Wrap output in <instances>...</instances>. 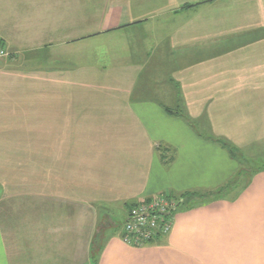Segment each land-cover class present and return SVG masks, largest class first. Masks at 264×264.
<instances>
[{
	"label": "crops",
	"instance_id": "obj_1",
	"mask_svg": "<svg viewBox=\"0 0 264 264\" xmlns=\"http://www.w3.org/2000/svg\"><path fill=\"white\" fill-rule=\"evenodd\" d=\"M0 42V264H264V0H0Z\"/></svg>",
	"mask_w": 264,
	"mask_h": 264
},
{
	"label": "built area",
	"instance_id": "obj_2",
	"mask_svg": "<svg viewBox=\"0 0 264 264\" xmlns=\"http://www.w3.org/2000/svg\"><path fill=\"white\" fill-rule=\"evenodd\" d=\"M11 56L0 42V60ZM179 199L167 193L134 203L128 212L121 240L128 246L143 248L169 236L173 230V216L180 207Z\"/></svg>",
	"mask_w": 264,
	"mask_h": 264
},
{
	"label": "trees",
	"instance_id": "obj_3",
	"mask_svg": "<svg viewBox=\"0 0 264 264\" xmlns=\"http://www.w3.org/2000/svg\"><path fill=\"white\" fill-rule=\"evenodd\" d=\"M167 112L173 116H179L182 118H185L186 120L190 121V119L183 113V111L181 110V108H177L175 110H167ZM214 142L218 143L219 145H221L224 149H226L229 153V155L235 159V160H241L242 156L240 151L233 146L230 142H227L226 140L223 139H219V138H211ZM204 197V196H202ZM179 201L181 202L182 200L179 199ZM134 203H131L128 205V207L130 208ZM182 204V203H181ZM100 235L98 234L95 238H94V242H93V249H96L98 246V244L100 243L101 239L99 237Z\"/></svg>",
	"mask_w": 264,
	"mask_h": 264
},
{
	"label": "rangeland",
	"instance_id": "obj_4",
	"mask_svg": "<svg viewBox=\"0 0 264 264\" xmlns=\"http://www.w3.org/2000/svg\"><path fill=\"white\" fill-rule=\"evenodd\" d=\"M101 49H102V47H100ZM10 52V51H9ZM11 53V52H10ZM98 54L100 55V54H103V51L102 50H99L98 51ZM9 58V57H8ZM5 59H7V58H5ZM117 222H118V224H117V229H121L122 228V231H124L123 230V228H124V225H125V219H124V216H121V217H119V218H117Z\"/></svg>",
	"mask_w": 264,
	"mask_h": 264
}]
</instances>
